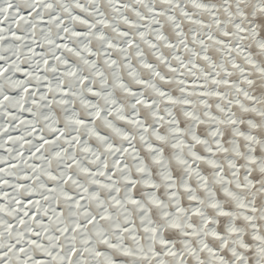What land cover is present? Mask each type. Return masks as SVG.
<instances>
[{
  "label": "snow or ice",
  "instance_id": "6c2138e0",
  "mask_svg": "<svg viewBox=\"0 0 264 264\" xmlns=\"http://www.w3.org/2000/svg\"><path fill=\"white\" fill-rule=\"evenodd\" d=\"M0 264H264V0H0Z\"/></svg>",
  "mask_w": 264,
  "mask_h": 264
}]
</instances>
